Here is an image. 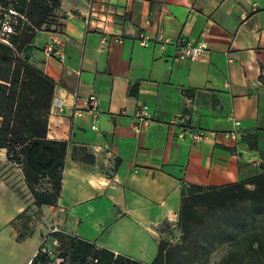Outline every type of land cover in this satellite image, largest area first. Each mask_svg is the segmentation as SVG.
<instances>
[{
  "label": "crops",
  "instance_id": "obj_1",
  "mask_svg": "<svg viewBox=\"0 0 264 264\" xmlns=\"http://www.w3.org/2000/svg\"><path fill=\"white\" fill-rule=\"evenodd\" d=\"M55 12L62 30L38 31L28 61L55 82L47 135L67 143L61 192L55 205L37 206L25 185L20 196L0 178V264H26L53 226L151 264L191 187L264 171V0H61ZM140 31L204 37L207 53L174 59L173 45H140ZM54 38L64 41L62 58L44 52ZM74 93L97 96L96 129L89 111L75 112ZM140 104L152 116L137 132ZM231 117L235 138L226 135ZM197 130L205 137L194 139ZM73 147L93 161L73 157ZM23 224L30 233L18 240Z\"/></svg>",
  "mask_w": 264,
  "mask_h": 264
},
{
  "label": "trees",
  "instance_id": "obj_2",
  "mask_svg": "<svg viewBox=\"0 0 264 264\" xmlns=\"http://www.w3.org/2000/svg\"><path fill=\"white\" fill-rule=\"evenodd\" d=\"M60 5L61 0H0V28L8 9L22 16L15 18L14 31L0 39V148L5 149L4 165L14 164L21 169L22 180L37 206L57 203L67 143L47 135L55 82L28 61V50L38 31L62 30L64 17L55 12ZM73 150V157L77 152L81 159L93 161L83 148ZM201 210L219 214L212 226L205 223ZM178 224L183 242L189 240L190 253L196 259L188 264H208L206 252L213 242L238 227L217 264H264V171L219 186L191 187L181 199ZM199 230L202 234L197 233ZM29 233L23 224L17 239ZM51 234L60 242L57 254L65 258L63 264H86L92 252L97 254L96 264H137L59 231ZM168 247V241L162 238L151 264H169Z\"/></svg>",
  "mask_w": 264,
  "mask_h": 264
},
{
  "label": "built area",
  "instance_id": "obj_3",
  "mask_svg": "<svg viewBox=\"0 0 264 264\" xmlns=\"http://www.w3.org/2000/svg\"><path fill=\"white\" fill-rule=\"evenodd\" d=\"M20 16L18 12L13 9H8L7 12L3 14L0 28V39L4 35L12 33L14 31L15 18ZM22 17V16H20ZM85 23H89L88 17L85 19ZM5 40V39H3ZM119 40V39H118ZM137 40L140 45L148 46L151 41H154L157 47L160 50H165L169 45H173L175 47L174 59H182V60H197L202 55L207 53V43L204 37H201L199 40L193 42L186 40L182 37L170 38L163 34H158L156 37H151L148 33L140 31L137 35ZM6 41V40H5ZM64 45V41L61 39L54 38L52 42L48 43L44 47V52L48 56H57L62 58V46ZM23 57V55H21ZM75 95L74 102V110L77 113L82 111H89L92 115V124L91 128L96 129V121L99 116V107H98V99L97 96L92 93L86 97H80L79 99ZM78 99V100H77ZM122 114L126 113V110L123 109L120 111ZM134 119L133 128L135 131H142L151 120V110L145 104H140L131 114ZM233 121L234 128L227 132L226 135L235 138L238 135V125L239 121L235 120L233 117L230 118ZM170 122L172 124H183L184 119L180 116H174L171 118ZM204 131H193L191 135L194 139H200L205 137ZM54 231H59L56 226L51 228L49 234L42 239L41 243L31 255L26 264H63L65 262V258L57 254V249L60 245L59 240L56 237L51 236L50 234ZM165 236L166 239H165ZM172 235L170 233H166L162 231V238L166 241H172ZM97 262V254L92 252L87 258L86 264H96Z\"/></svg>",
  "mask_w": 264,
  "mask_h": 264
},
{
  "label": "rangeland",
  "instance_id": "obj_4",
  "mask_svg": "<svg viewBox=\"0 0 264 264\" xmlns=\"http://www.w3.org/2000/svg\"><path fill=\"white\" fill-rule=\"evenodd\" d=\"M6 160L4 162H0V178H5L8 185L20 196H23V192L21 188L23 187L24 182L22 181V174L20 171V168L17 165H10L5 164ZM45 182V180H43ZM204 211H200V213H203ZM206 216L205 223L212 226V222L214 219L218 218L219 214H212L210 212H204ZM227 213V212H226ZM164 232L170 233L172 236V241H168L169 247L167 249L170 250V259L169 264H188L189 260H192L193 262L196 260L192 253H190L189 247H188V241L186 240L183 242V233L181 228L179 227L178 222L176 225L168 226V229L166 227L162 228ZM239 230V227L236 228L232 235L236 233ZM161 231V232H162ZM200 231V232H199ZM197 231V233L202 234V230ZM231 234H223L221 237L217 238L212 246L207 250L208 255V264H217L220 258L227 252V243L229 237H231ZM167 236H165L166 239Z\"/></svg>",
  "mask_w": 264,
  "mask_h": 264
}]
</instances>
